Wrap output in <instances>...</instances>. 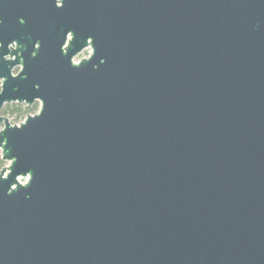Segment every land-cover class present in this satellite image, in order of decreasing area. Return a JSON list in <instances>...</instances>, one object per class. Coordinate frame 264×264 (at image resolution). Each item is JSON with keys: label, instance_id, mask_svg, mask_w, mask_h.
<instances>
[{"label": "water", "instance_id": "water-1", "mask_svg": "<svg viewBox=\"0 0 264 264\" xmlns=\"http://www.w3.org/2000/svg\"><path fill=\"white\" fill-rule=\"evenodd\" d=\"M60 10L35 49L0 0V264H264V0Z\"/></svg>", "mask_w": 264, "mask_h": 264}, {"label": "flooded vegetation", "instance_id": "flooded-vegetation-1", "mask_svg": "<svg viewBox=\"0 0 264 264\" xmlns=\"http://www.w3.org/2000/svg\"><path fill=\"white\" fill-rule=\"evenodd\" d=\"M65 1L66 0H62V6H58L57 0H3V37L5 36V33L10 31L13 33V36L17 37V39L22 41L23 44L35 41V45L37 43H40L41 45V41L50 33H53L58 27L59 20L57 13H73L70 10H60L64 7ZM21 21H23V23ZM70 40L71 34L68 35L63 50L69 45ZM15 42L18 47L13 50L22 47L17 41ZM9 49L12 50L10 47ZM35 49L38 48L35 47ZM88 50H92L91 47H87L79 55ZM77 57L74 58V63ZM21 69V66L14 67L12 69V75L17 76ZM14 72H17L18 74H14ZM9 105H21L29 110L41 107L39 102H36L31 106L17 103Z\"/></svg>", "mask_w": 264, "mask_h": 264}, {"label": "trees", "instance_id": "trees-1", "mask_svg": "<svg viewBox=\"0 0 264 264\" xmlns=\"http://www.w3.org/2000/svg\"><path fill=\"white\" fill-rule=\"evenodd\" d=\"M37 109L29 110L21 105H8L2 110V115L9 117L12 123H19L25 119L29 113L35 114ZM6 163L2 160L0 153V171L5 167Z\"/></svg>", "mask_w": 264, "mask_h": 264}, {"label": "rangeland", "instance_id": "rangeland-1", "mask_svg": "<svg viewBox=\"0 0 264 264\" xmlns=\"http://www.w3.org/2000/svg\"><path fill=\"white\" fill-rule=\"evenodd\" d=\"M91 55H92V50H88V51L82 53L81 55H79V56L76 58L75 63H79V62H81L82 60L88 59ZM40 108H41V107H38V108H37L35 114H37V113L40 111ZM35 114H33V113H29L28 116H33V115H35ZM3 116H4V115H3ZM28 116H27V117H28ZM5 117H7V116H5ZM27 117H26V118H27ZM7 118H9V117H7ZM26 118L23 119V120H22L21 122H19V123H12V120H11L10 118H9V120L11 121V123H12L13 125H17V126H19L20 124H22V123L26 120ZM0 129H1V127H0ZM7 165H8V164L6 163L5 167H6ZM21 182L24 183V181H21Z\"/></svg>", "mask_w": 264, "mask_h": 264}, {"label": "clouds", "instance_id": "clouds-1", "mask_svg": "<svg viewBox=\"0 0 264 264\" xmlns=\"http://www.w3.org/2000/svg\"><path fill=\"white\" fill-rule=\"evenodd\" d=\"M57 2H58V6H62V0H57ZM21 22L23 23V21H21ZM9 47H10L11 49H16V48L18 47V45H17V43L14 41V42H12V43L9 45ZM35 47H36V48H39L38 45H35ZM7 59H14V57L9 56V57H7ZM14 74H18V73H17V72H14ZM2 85H3V80H0V86H2ZM2 151H3V149H0V153H2ZM9 194H11V192H10Z\"/></svg>", "mask_w": 264, "mask_h": 264}, {"label": "snow or ice", "instance_id": "snow-or-ice-1", "mask_svg": "<svg viewBox=\"0 0 264 264\" xmlns=\"http://www.w3.org/2000/svg\"><path fill=\"white\" fill-rule=\"evenodd\" d=\"M36 45H38V46H39V48L41 47L40 43H37Z\"/></svg>", "mask_w": 264, "mask_h": 264}]
</instances>
